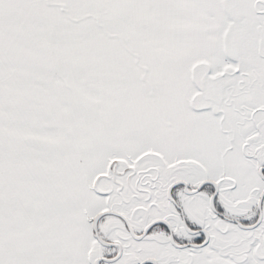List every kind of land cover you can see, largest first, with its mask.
I'll list each match as a JSON object with an SVG mask.
<instances>
[{
    "label": "snow or ice",
    "instance_id": "obj_1",
    "mask_svg": "<svg viewBox=\"0 0 264 264\" xmlns=\"http://www.w3.org/2000/svg\"><path fill=\"white\" fill-rule=\"evenodd\" d=\"M0 264H264V0H0Z\"/></svg>",
    "mask_w": 264,
    "mask_h": 264
}]
</instances>
